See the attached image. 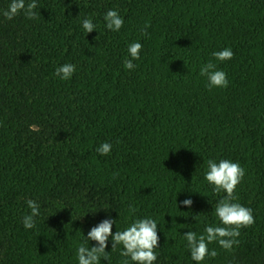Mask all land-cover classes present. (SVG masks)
Segmentation results:
<instances>
[{"label": "trees", "instance_id": "obj_1", "mask_svg": "<svg viewBox=\"0 0 264 264\" xmlns=\"http://www.w3.org/2000/svg\"><path fill=\"white\" fill-rule=\"evenodd\" d=\"M10 2L0 0V264H78L100 222L116 220L115 234L143 218L158 225L154 264H196L182 235L218 224L224 195L204 180L209 159L244 168L234 202L254 223L231 251L209 244L218 255L201 264H264V0H37V18L6 20ZM109 10L119 31L105 27ZM225 48L233 58L216 61ZM209 62L226 88L209 90ZM64 64L76 66L66 81L54 75ZM27 200L40 206L32 229ZM121 250L109 237L100 264H121Z\"/></svg>", "mask_w": 264, "mask_h": 264}, {"label": "clouds", "instance_id": "obj_2", "mask_svg": "<svg viewBox=\"0 0 264 264\" xmlns=\"http://www.w3.org/2000/svg\"><path fill=\"white\" fill-rule=\"evenodd\" d=\"M37 0H11L8 8L2 11L6 20H12L15 16L23 12L25 18H37ZM107 30L119 31L123 24V18L116 10H109L103 17ZM81 27L85 34L95 31V25L89 18L81 21ZM148 24L144 25L141 35H146ZM142 44L133 42L128 46V59L123 61L124 68L133 70L134 60L140 58ZM213 58L216 61L224 62L231 60L234 53L230 48L213 52ZM75 65L64 64L56 68L54 75L61 80H68L75 72ZM200 76L206 77L208 88H226L228 79L226 73L217 70L213 62H209L200 68ZM34 127V126H33ZM112 149L110 143L101 144L96 151L102 156H107ZM116 175V174H114ZM245 175V170L238 163L222 159L219 162L209 159L207 161V170L204 174V180L212 187L214 194L224 195L215 204L214 215L218 224L206 225L203 234L197 235L194 231H188L182 235L187 242L186 247L189 251L190 258L196 264H201L206 257L215 258L218 253L215 249L209 250L208 245L215 242L225 251H231L234 245L239 243L237 237L240 235L241 228L250 227L254 223V217L251 208L244 207L235 203L237 197L234 195L236 187L241 183ZM27 207L30 214L23 217L22 224L25 229L35 227V217L40 213V206L33 200H27ZM192 201L186 199L183 201L184 207H190ZM177 206V204H176ZM130 212H135V208L130 207ZM116 225V220L106 219L100 222L96 227L88 231L87 236L83 237L76 250L78 264H100L101 259L108 261L110 252L105 249L108 246L109 237H111V251L121 247L119 255L124 257L121 264H154L157 260L156 249L158 248L159 237L157 234V222L152 218H143L134 220L123 231H115L112 234V227ZM186 227V225H184ZM94 241L96 246L89 247L88 242Z\"/></svg>", "mask_w": 264, "mask_h": 264}]
</instances>
